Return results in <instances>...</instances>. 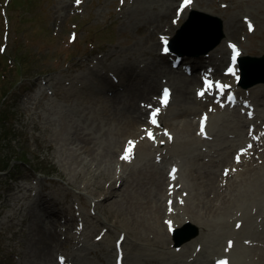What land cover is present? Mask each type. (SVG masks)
<instances>
[{"label": "rangeland", "instance_id": "374dc122", "mask_svg": "<svg viewBox=\"0 0 264 264\" xmlns=\"http://www.w3.org/2000/svg\"><path fill=\"white\" fill-rule=\"evenodd\" d=\"M178 2L173 1L169 18L154 29L148 21L163 13V0H0V110L8 120L0 126V264H45L39 258L38 230L50 222L56 223L58 233L57 264H116L118 253L120 264H211L222 258L223 264H264V248L258 256L251 250L264 245V160L260 158L264 155V106L256 104L262 99L254 93L259 90L264 97V83L243 88L237 63L226 72L232 48L244 55L264 54V0H194L184 17L182 10L181 16L176 15ZM192 12L239 24L232 37L224 35L207 53L183 54L182 63L174 69L184 74L180 68L191 61L194 69H200L197 87L191 89L203 105L179 117L191 121L196 131L200 112L209 114L205 133L196 131L198 142L166 123L180 112L173 90L176 82L156 72L162 60L170 68L174 57L173 52L160 53V36L174 37L186 20L197 16ZM143 28L148 33L156 30L153 53L146 50ZM207 55L213 56L212 67L219 68L216 76L212 73L214 80L222 87L226 82L240 87L249 106L255 107V116L247 115L241 104H214L220 100L218 85L205 91L200 79L211 66L197 62V57ZM123 68L132 78L124 80ZM98 75L112 82V88L103 89ZM42 79L49 82L44 93L39 89ZM139 81L151 90L150 96L140 95ZM164 86L173 90V96L160 107ZM200 88L203 95H198ZM114 96L124 103L134 101L145 119L152 107H159L158 126L143 125L144 121L126 126L124 119L109 118L105 112ZM214 114L221 115L217 123H213ZM251 129L257 130L260 140L250 147ZM148 131L155 132L154 141L144 137ZM139 135L149 143L140 147V153ZM239 137L243 141L238 144ZM133 140L137 145L122 159L124 148ZM246 143L248 158L254 159L257 170L239 185L249 162L246 158L244 164L235 161ZM73 147H82L78 150L82 153L78 155ZM89 148L92 153L85 151ZM227 153L228 166L219 161ZM171 164L179 168L172 183L167 179ZM222 168L229 169L227 175ZM204 170L211 173L205 177ZM156 178L164 180L161 189ZM112 180L115 183L109 185ZM203 180L211 195L221 192L230 204L220 203L224 208L198 216L195 224L183 219L189 213L187 205L183 207L184 198L194 200L203 189L194 182ZM186 182L194 195L190 196ZM149 199L164 209L160 221L155 210L147 208ZM176 217L182 229L178 238L189 233L191 226L201 225V229L189 246L173 252V247L192 239L175 244ZM166 231L171 235L168 239Z\"/></svg>", "mask_w": 264, "mask_h": 264}, {"label": "bare ground", "instance_id": "6f19581e", "mask_svg": "<svg viewBox=\"0 0 264 264\" xmlns=\"http://www.w3.org/2000/svg\"><path fill=\"white\" fill-rule=\"evenodd\" d=\"M173 1L174 0H163V3L166 4L165 5L166 8H164L163 13L162 14H159L158 17H154V18L149 19L148 22L149 23H152L153 25H155L154 26V29H155V27L159 28L161 26V23L163 21H165L166 19L169 18L168 13L170 12L169 10L172 7ZM188 1H190V2L185 5V8L183 9L182 16L180 15L181 17H184V15L186 14L187 9L190 7V5L194 4V0H188ZM200 1L204 2L206 0H200ZM207 1L210 2L211 0H207ZM210 16H212V15H210ZM215 17H217V16H215ZM222 24H223V28H222L223 36L226 35L227 37H232V32H233L232 30L234 29V27H239V24H237V22L235 20H232V19H231V22H229L227 24H226V21L223 22V20H222ZM143 31L146 33V36L143 38L144 41H145V43H146V45H147V49L146 50L149 53H153V51L157 47L156 30H152V31H150L148 33L147 30L145 28H143ZM160 46H161V43H160ZM240 55L243 56L244 55V52H242ZM212 58H213V56L210 57V55H207L206 57L205 56L204 57H200L199 56V57H197V59H198L197 62L202 63V66L207 64L208 66H211L212 67V65H211ZM237 58L238 57H236L235 63L237 62ZM161 63L162 64H161L160 67H156L157 68L156 69V72L158 73V75L159 74H162L163 76L166 75V76H168L169 80L171 79L174 83L176 82L177 85L176 84L174 85L173 90H174V95H175V97H176V99L178 101V104L180 106V112L173 113L172 116H171V118L168 119L166 121V123H169L170 122L169 127H171L172 129H175L176 132L178 131L179 134H184V135L185 134L186 135H189L190 134L191 135V138L194 141H197L198 142L199 140H201L199 138V136L197 135V132H196L198 129L196 128V131H195L193 129V127H192L191 121L186 120V119H180L179 117L180 116H183L185 114H189L192 111H196L197 108H200L201 105H203L201 103V100L196 95L193 96V94H192L193 87H197L196 84L199 81V72H200V69L198 71H197V68L194 69L193 73L188 76V75L183 74L181 71H175L172 67L168 68L167 67V64H166V61H164V60H162ZM212 69H213V75L216 76V74L219 72L218 66L217 67H212ZM98 73L99 72H97V74ZM121 73L123 75L124 80L129 79L130 77L132 78V75L129 74V72L126 69H124V68L121 70ZM139 82H140L141 87H143L144 83L142 81H139ZM98 83L99 84L101 83V85H102L101 87L103 89H106V88L112 86V84H111L112 82L110 83L108 81V79L104 75H98ZM40 84L41 85H39V89L44 93V91H46L47 86H49V82H48V80H46L45 83H44V81L42 79V81L40 82ZM155 84H156V81H155ZM144 87L140 90V93H141L140 95H143V93L146 92V95L147 96H150L151 90H149V89L148 90H145ZM235 87H237V86L236 85H233L231 88H235ZM115 90L116 89H114V91ZM235 90L237 92H239L241 89L239 88V91H238L235 88ZM255 91L256 92H254V93L262 99L259 103L257 101L256 104H258L259 106L260 105L264 106V97H263V95H260L259 94V90H255ZM117 92L120 93L119 89H118ZM230 92H233V91L231 90ZM241 93L242 94H245V92H243V91ZM241 93H240V95H242ZM172 96L173 95L171 94L170 97H172ZM39 97L40 96H39V93H38L35 96V99L38 100ZM69 97H70V95H69ZM147 98H149V97H147ZM109 101H110V105L107 107V109H106L107 111L105 112V114L106 113L108 114L107 116L109 118H116V119L117 118H120V119H124L126 121V126H128V124H131V126H132V124H133V126L134 125H138L139 122H143V121H144V123H142V124L143 125H146V123L148 122L147 121V118L145 119L143 117V111L134 103V101L133 102H129V103H124V102H122V98L117 97V96H114V97L110 98ZM237 101H240V100H237ZM38 102H39V100H38ZM217 108L218 107H216L215 109H217ZM208 117H207V119H208ZM211 117L213 119V123L214 122L217 123L220 120L221 115H215L214 114ZM197 121H198V119H197ZM147 125H148V123H147ZM131 126H130V128H131ZM132 132L133 131H131V133ZM255 132H257V130H255V129L252 130V134H256ZM77 138H75V139L77 140ZM138 139H139V148L140 147L141 148L142 147L144 148V145L145 146H148L149 143L146 140H144L140 135L138 136ZM238 140H239V142H238V144H239V143H241L243 141V137L242 138L239 137ZM71 143H74L75 144L76 141H74V140L72 141L71 140ZM77 144L79 145L80 143H77ZM182 144L183 145L186 144L184 142V139L182 140ZM84 146H85V148L87 147L86 145H84ZM73 148H75V147H73ZM141 148L139 150V153L142 152V149ZM75 149L78 151V150L82 149V147L81 148L76 147ZM157 149H159V148H157ZM85 151H91V150L89 148V149H85ZM81 153L82 152L78 151V155H80ZM91 153H92V151H91ZM111 153L114 155L115 151H112ZM248 155H250V151L249 150L245 154H242V153L239 154V156L242 157V161L246 158V162H249L248 165H250V166L246 165V167L243 169L242 173L245 174V176L240 180L239 185H241L244 182L243 180L247 179L250 175H253L255 173L254 171L257 170L256 169V166H254L252 164L253 161H254V159L248 158ZM227 157H228V153L222 155L219 158V161L227 162V163H225L226 166H228L227 164H229V162H228L229 159L226 160ZM260 158H261V161H263L264 160V155H260ZM242 164H244V163H242ZM222 170H223V168H222ZM203 173L205 174V177H206L211 172H209L208 170H204ZM212 173H214V172H212ZM214 174H216V173H214ZM117 179H120V177H118ZM214 179H216V175H215ZM156 181H157V186L161 189L162 186H163V184H164V180H159V179L156 178L155 179V182ZM114 183H115V181L112 180L109 183V185H113ZM205 183L206 182H204V180L202 182H194L195 186L196 185H199V186H202L203 187L201 193L195 194L194 200L189 201V199H190L189 197H185L184 198L187 201H185V204H184L183 207H185L187 205L186 211L189 212V213L187 215H185L183 217V219H186L188 221H191V222H193L195 224H197V222H199L198 219H197L198 216H206V214H208V213H211L212 214L215 211L217 212V210H218L217 208L219 207V204L220 203L221 204H224V203L227 202V203L230 204L229 198L226 195H221V192H217L214 195H211V193H212L211 192V189H208L205 186ZM184 186L188 188L190 196L194 195V192L191 194L190 186L187 184V182L184 183ZM107 189H105L104 194H106V190ZM114 192H115V190L113 188V193ZM126 192H128L127 189H126ZM104 194H103V197H104ZM157 199L159 201L161 200V198H157ZM218 201H220V202L217 203ZM153 202H154V200L149 199L146 202L147 208H149V211H152V209L155 210L156 218L160 221L161 215L164 214V209L162 208V206L160 204L159 205H157V204L153 205ZM156 203H158V202H156ZM175 205H176V203H175ZM221 208H224V207L221 205L219 207V209H221ZM200 211H204V212H200ZM173 215L174 214H172V216ZM237 220H239V219H237ZM180 221H181V219H179V218L176 217L173 225L176 226V228H179L180 226L178 227L177 223H179ZM166 226L168 227L169 224L166 225ZM159 227H160L161 231H163V229L165 228V227H163V224L162 223L159 225ZM199 229H201V225H199L198 230ZM38 231L41 234L39 238H40L41 244H42V246H40L41 248L39 249V255H40L39 258H40L41 262H43L45 264H57V261L56 262L54 261L57 258V254H56L55 247H56V245H58V241H59V239L57 238L58 237V233L56 232V223L55 222H50V225L49 226H47L46 224L45 225L44 224H41L39 226V230ZM174 232H175V230L173 231L172 238H174ZM169 236H171L169 234V231L168 232L166 231L165 232V237H167V239H168ZM42 237L45 240H42L41 239ZM69 238L72 239V237H70V235H69ZM194 239L195 238L193 237L188 242L186 241L182 246L181 245L180 246H175V247L172 246L173 248L176 249L173 252H178V251L182 250L185 246H189L190 243ZM263 243H264V238H263ZM262 248H264V245L261 246V247H252L251 250L256 251L255 252V255L258 256L260 254V250ZM263 254L264 253L262 252V255Z\"/></svg>", "mask_w": 264, "mask_h": 264}, {"label": "water", "instance_id": "95a60500", "mask_svg": "<svg viewBox=\"0 0 264 264\" xmlns=\"http://www.w3.org/2000/svg\"><path fill=\"white\" fill-rule=\"evenodd\" d=\"M190 17L178 29L174 37L170 39L169 47L172 51L179 54L192 53L200 55L213 49L223 37L222 20L215 16L205 15ZM202 46L199 50L197 46ZM239 67L241 69V82L245 86H252L257 83H264V55L250 56L245 55L239 58ZM251 77V78H250ZM190 226V225H185ZM181 228H176L174 232V241L176 245L195 237L199 230L196 226H191V231L184 234V237L178 238Z\"/></svg>", "mask_w": 264, "mask_h": 264}, {"label": "snow or ice", "instance_id": "6c2138e0", "mask_svg": "<svg viewBox=\"0 0 264 264\" xmlns=\"http://www.w3.org/2000/svg\"><path fill=\"white\" fill-rule=\"evenodd\" d=\"M77 3H79V0H77ZM188 3V0H185V4ZM181 7H183V5H181ZM250 30H251V26H249ZM0 51H3V49H0ZM165 51H167V49H165ZM229 71H231V69H229ZM206 85L208 84V82H205ZM210 86V85H209ZM218 88H219V85H218ZM203 93H198V95H202ZM168 96V90L167 89H164L163 90V99H161V104H165L167 101H166V98ZM149 108H151V106H148ZM159 112V108L155 109L154 111H150L149 112V115H148V119H149V123H151L152 125L154 126H158L157 125V122H156V115L158 114ZM201 132H203V121H201ZM147 135H148V138L151 139L152 138V133L151 132H147ZM131 144V142H129ZM122 159H127V149H125V155L121 157ZM173 172H175L176 170L173 169L172 170ZM227 172L228 170H225V174L227 175ZM237 227H239V225H237ZM97 239H100V237H97ZM230 245H231V242H230Z\"/></svg>", "mask_w": 264, "mask_h": 264}, {"label": "trees", "instance_id": "16d2710c", "mask_svg": "<svg viewBox=\"0 0 264 264\" xmlns=\"http://www.w3.org/2000/svg\"><path fill=\"white\" fill-rule=\"evenodd\" d=\"M6 123H8V120H7V118L5 117V114L3 115V116H1V110H0V126H4V124H6ZM10 123V122H9ZM12 129H14V127H12ZM26 158V155H23L22 154V160H24ZM38 170V169H37ZM39 171V170H38ZM13 176H14V174H13ZM9 177L10 178H12L11 177V175H9Z\"/></svg>", "mask_w": 264, "mask_h": 264}]
</instances>
